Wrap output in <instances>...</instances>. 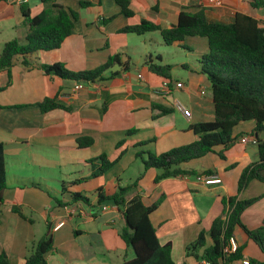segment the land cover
Segmentation results:
<instances>
[{
    "label": "crops",
    "instance_id": "1",
    "mask_svg": "<svg viewBox=\"0 0 264 264\" xmlns=\"http://www.w3.org/2000/svg\"><path fill=\"white\" fill-rule=\"evenodd\" d=\"M81 1H89L91 5L82 7ZM55 2L78 12L71 35L58 49L27 55L30 66L22 65V56H18L9 74L0 73V142L4 146L6 168L0 250L7 253L9 264H23L28 244L34 240L32 227L39 219L50 228L52 238L54 234L70 241L74 237L67 253L59 251L58 246L53 249L59 257L67 258V263L117 264L127 259L130 251L120 237L125 225L123 209L105 201L101 204L108 209L102 211L97 204L98 195L113 194L119 186L131 183L143 172L142 159L137 153L143 152L145 156L148 151L162 153L189 144L197 139L190 126L214 119L210 83L200 72V57L207 52L204 37L185 39L193 45L189 55H194L197 62L169 64L171 77L168 79L148 68L147 62L157 64L152 54L146 52L150 32L139 35L143 38L142 45H138L131 43L132 33H121L119 29L138 23L141 18L167 28L176 22L180 10L195 11L200 7L212 22L230 23L237 12L262 20L264 8L253 9L243 0H130L133 15L127 18L113 0ZM25 4L33 16L49 7L51 1L27 0ZM24 20L20 4L15 0H0V24L8 27L9 35H13L10 39L25 42L28 25ZM185 41L172 45L180 46ZM137 48L140 52L136 55ZM114 53L121 54L122 62H128L126 68L114 64L102 73V79L84 82L75 92L76 81L46 74L40 67V64L61 62L70 70H91ZM159 60L162 61L161 56ZM131 63L135 74L130 71ZM116 65L119 68L115 69ZM174 70H179L181 76ZM165 79L181 82L183 87L171 85L169 93L157 92L155 89ZM202 89L204 94L200 93ZM45 97H57L64 108L41 112L38 103ZM175 101L186 106L188 115L175 109ZM163 108L167 111H162ZM253 126V121L240 122L230 144L217 145L213 152L182 165L197 175L218 176L221 183L204 185L193 174L155 182L158 171L149 168L143 172L137 187L126 194L127 199L140 195L145 205L157 204L150 214V222L161 244L171 242V256L176 264L201 263L193 256H186L185 247L200 230L209 229L216 217H224L222 198L237 194L241 171L258 161L257 145L241 141L243 136L251 134ZM262 132L257 135L260 140H264ZM79 136L91 137L92 143L79 147L76 142ZM101 155L116 161L98 173ZM208 170L211 173H204ZM54 183L60 184V191L50 185ZM56 192L66 193L68 198L59 199ZM72 193L81 194L87 203L80 200L84 213L68 216L63 206L73 203ZM257 196L260 198L242 213L243 224L249 229L264 225V181L251 180L238 194V199ZM13 207H18L24 217ZM59 220H64V225L53 231V224ZM65 227L68 229L63 230ZM91 235L96 237L91 239ZM234 236L237 244L244 246V256L264 259L261 252L257 255L249 251L252 241L240 228L235 229ZM84 237H88L89 247L98 241L104 249L102 259H97L95 249L86 252L80 247L77 240ZM118 251L123 254L116 256Z\"/></svg>",
    "mask_w": 264,
    "mask_h": 264
},
{
    "label": "trees",
    "instance_id": "2",
    "mask_svg": "<svg viewBox=\"0 0 264 264\" xmlns=\"http://www.w3.org/2000/svg\"><path fill=\"white\" fill-rule=\"evenodd\" d=\"M36 15H30L27 5L20 4L24 21L28 25L25 42L16 38L4 42L0 51V73H8L14 65L15 58L22 56L21 64L30 66L26 59L40 51H51L60 48L63 41L71 35L78 12L65 9L55 0ZM120 13L131 17L130 0H113ZM253 9L264 8V0H243ZM82 7L91 5L89 1H81ZM109 17L108 19H110ZM158 31L164 44L172 45L183 42L188 37H204L207 52L200 57V72L210 83L211 97L214 104V119L200 121L190 126L197 139L189 144L173 147L162 153L143 152L136 156L142 159L143 172L149 168L158 171L154 181L185 174L197 175L194 170L185 169L182 165L192 159L200 158L213 152L217 145L227 146L233 141V131L240 122L253 121L251 134L257 138L258 161L247 165L240 173L237 182V194L223 197V216L216 217L209 229L199 231L197 237L185 247V255L193 256L198 262L207 260L210 264H227L232 260L246 257L243 245L237 244L234 253L226 255L224 248L235 229L240 228L264 255V225L254 229L247 228L240 216L250 204L260 196L249 199H238L251 180L264 181V140L258 139L259 132L264 131V24L251 15L237 12L230 23L212 22L200 7L195 11L180 10L176 22L167 28L158 23L141 18L138 23L127 24L119 29L121 33L145 34ZM121 54L114 53L101 65L91 70H70L61 62L40 64L46 74H53L62 79L76 82L93 83L102 79V73L114 64L126 68L127 61H121ZM149 63V70L166 78H170L171 66L168 64ZM2 86H0V91ZM57 97H45L38 103L41 112L55 108H64ZM162 111H167L163 108ZM79 147H87L92 143L91 137L76 138ZM121 144V142H119ZM118 144V145H119ZM224 157L222 152H219ZM100 166L98 173L110 168L116 161L109 160L106 155L98 157ZM143 172L131 183L119 186L111 195H98L97 204L111 201L122 208L124 227L120 237L134 256L117 264H176L171 256L172 244H161L155 229L150 222V214L157 208L156 203L145 205L140 195L130 199L126 194L135 189ZM204 173H211L205 171ZM6 187V168L3 143L0 142V212L4 201ZM72 202L87 199L79 193H72ZM61 204V201H58ZM64 205V204H63ZM21 217L24 215L18 207L12 208ZM54 249L50 228L37 240L34 250L26 255L23 264H46V255ZM252 264H264L263 260L247 257ZM0 264H9V257L0 250Z\"/></svg>",
    "mask_w": 264,
    "mask_h": 264
},
{
    "label": "rangeland",
    "instance_id": "3",
    "mask_svg": "<svg viewBox=\"0 0 264 264\" xmlns=\"http://www.w3.org/2000/svg\"><path fill=\"white\" fill-rule=\"evenodd\" d=\"M0 49L2 47V43L3 41H7L9 40L12 36L9 35V30L8 27H5L3 24H0ZM13 34H15L13 32ZM149 35H147V38H149V42H148V46L146 49L147 54L149 55L150 53L152 54V59L155 63L157 64H170L173 65L174 63H177L179 61H193V62H197V60L195 59V56L192 55L190 56L189 54V50L192 49L193 45L191 44V42L189 41V39L187 41H185L184 43H181L180 46H175V45H166L163 43L159 33L157 31H153L148 33ZM131 36L130 38L132 39L131 43L132 44H138V45H142L140 44V40L141 38H143L142 36L136 35V34H131L129 35ZM204 39V38H203ZM205 40V39H204ZM145 51V50H143ZM140 52V48H137V53L136 55ZM142 53V52H141ZM162 57V61L159 60V57ZM114 68H119L117 65L114 66ZM130 71L132 73L135 74V68L133 66V64L131 63L129 65ZM175 74H179V70H174ZM180 75V74H179ZM181 76V75H180ZM263 133V132H261ZM262 138L264 137L263 134ZM9 161V159H7ZM140 164V163H139ZM9 165V162H8ZM52 187H54L55 189H57L58 191L61 190V186L58 183H54L53 185L50 184ZM56 196L59 199H66L68 198V194L66 193H60V192H56ZM245 210H243L244 212ZM242 212V213H243ZM241 222L243 223V219H242V214L240 216ZM34 235H33V242L28 244V253L27 255H29L30 253L33 252L34 250V246L36 241L46 232L47 230V226L44 222L40 221L39 219H37L32 227ZM68 229L67 227H65L63 230ZM52 231V230H51ZM52 233V232H51ZM60 234H54V238H53V244H54V248L55 247H59V251L63 252V253H67L70 249V247L74 244V237H72V240L70 241L69 238L66 237H60ZM92 236V235H91ZM60 237V238H58ZM96 236H92L90 237L91 239H93ZM88 237H84V238H80L77 240V243L80 244V247L84 248L86 250V252H90L92 249H95V253H96V257L98 260L102 259V253L104 252V249L100 246V244H98V241H96L95 244H93V246L89 247L88 246ZM56 239V240H55ZM76 244V243H75ZM31 245L33 247H31ZM130 251H128L127 256L125 258L129 259L130 257H132V249H129ZM249 251L259 255L260 250L257 248V246L252 242L250 243L249 246ZM123 251H118L116 253V256L122 255ZM47 264H75V263H67V258L65 259L64 257H59L58 253L55 251H50L47 255ZM87 258V256H86ZM122 259V258H120ZM119 261V260H116Z\"/></svg>",
    "mask_w": 264,
    "mask_h": 264
},
{
    "label": "built area",
    "instance_id": "4",
    "mask_svg": "<svg viewBox=\"0 0 264 264\" xmlns=\"http://www.w3.org/2000/svg\"><path fill=\"white\" fill-rule=\"evenodd\" d=\"M18 4H24L27 2V0H15ZM263 24H264V18L262 20H260ZM82 82H75L74 86H73V91H78L82 88ZM171 85H173V87L175 88H182L183 84L181 82H174L171 83L169 80H163L160 84V86L158 88H156L155 90L157 92L160 93H169L171 90ZM201 94H204V90L202 89L200 91ZM174 107L177 111H179L182 115L186 116L188 115V111L187 108L184 104H182L179 101H175L174 102ZM241 141L243 143H247L250 142L252 144H257V138L253 135H246L243 136L241 138ZM196 180L204 185H212V184H218L221 183V178L215 175H206V174H198L195 176ZM99 207L101 208L102 211H105L108 209V207L106 205H99ZM63 208L66 211V214L68 216L70 215H76L79 213H84L83 211V203L81 201H76L73 203H68L65 204L63 206ZM89 215H92V213ZM65 221L64 220H59L57 221L55 224H53L52 226V230L53 231H57L58 229H60L63 225H64ZM237 249V241L235 239V236L232 235L229 237L227 244L224 248V252L226 253V255L234 253ZM200 264H210L209 261L207 260H202ZM227 264H252L250 262V260L247 257H241L239 259L236 260H232L230 262H228Z\"/></svg>",
    "mask_w": 264,
    "mask_h": 264
}]
</instances>
